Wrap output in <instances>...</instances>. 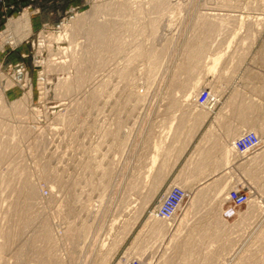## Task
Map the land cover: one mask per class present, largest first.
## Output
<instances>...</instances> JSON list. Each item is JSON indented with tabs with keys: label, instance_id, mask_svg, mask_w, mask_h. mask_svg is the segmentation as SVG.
<instances>
[{
	"label": "rangeland",
	"instance_id": "obj_1",
	"mask_svg": "<svg viewBox=\"0 0 264 264\" xmlns=\"http://www.w3.org/2000/svg\"><path fill=\"white\" fill-rule=\"evenodd\" d=\"M104 1L0 0V264H264V72L236 84L230 66L264 30V0ZM250 131L261 145L241 154ZM174 186L187 196L163 219Z\"/></svg>",
	"mask_w": 264,
	"mask_h": 264
},
{
	"label": "bare ground",
	"instance_id": "obj_2",
	"mask_svg": "<svg viewBox=\"0 0 264 264\" xmlns=\"http://www.w3.org/2000/svg\"><path fill=\"white\" fill-rule=\"evenodd\" d=\"M106 1V2H105ZM104 2H105V4H103L104 6V8L105 9H111V8H113V7H118L119 8V10H121L122 8H125V6L124 5H122V4H120V3H118V2H115L114 0H105ZM158 1L159 0H156V2L158 3ZM229 1H232V0H229ZM140 6V5H139ZM140 9H143V8H140L139 7V9L136 11L137 13H139V12H143V10H140ZM123 10V9H122ZM145 11V10H144ZM156 12H159V8H157L156 9ZM22 17H25V16H22ZM210 18V17H209ZM220 18V17H219ZM22 19V18H21ZM104 19V18H103ZM156 19V18H155ZM160 19V18H159ZM159 19H156V20H153V23L154 22H156V23H154L155 25H154V28L156 29V30H158V25H157V23H158V21H159ZM101 20L102 19H100V21H98L97 22V35L96 36H98V37H102L104 34H103V32L102 31H104V28H105V24L103 23V22H101ZM210 20V19H209ZM214 20V19H213ZM216 20H217V18H216ZM215 20V21H216ZM23 21V20H22ZM104 22H105V20H104ZM23 23H18L17 24V27H20L21 25H22ZM205 26L206 27H208V28H214V26H216L215 25V22H213V21H207V22H205ZM97 38V37H96ZM204 45H206V43L204 42V41H202V43H200L199 42V44H198V48L197 49H194L193 51H192V57H191V59L192 60H194L195 62H197V63H201L202 62V60H203V54L205 53V50H203V46ZM200 66V65H199ZM16 108V111H18V108H21L20 106H16L15 107ZM3 125H4V123H3ZM8 129H9V127H8ZM4 131V130H3ZM20 132V131H19ZM4 134V133H3ZM10 134H11V137L13 138V140L15 139V136H16V132L14 131V128H10ZM11 138V139H12ZM3 144V143H2ZM15 145V144H14ZM8 148V147H7ZM232 150H233V148L231 147V146H229V147H227L226 148V150H225V156H226V159L229 157V154L232 152ZM1 154H3V153H0V158H2V155ZM156 160V159H155ZM11 174H13V172H11ZM159 174V173H158ZM160 174H162L161 172H160ZM13 178L8 174H6V176L4 177H2V176H0V181L3 183L4 182V184H7L8 186H9V184L11 185V183H12V180ZM27 182H29V185H28V197L30 198V202H33V201H31V200H35L36 199V193H35V186H33L32 184H31V181L30 180H27ZM216 182V181H215ZM226 182H227V180H226ZM224 183V181H223V179H222V177H220L218 180H217V182H216V187H217V189H216V191H217V193H219L221 190H223L224 188H225V186L227 185V183ZM207 185V184H206ZM204 186V188H202V189H200V190H198L199 188H197V191H196V193H195V195L194 196H192V200L189 202L190 203V205L188 206L187 205V207L183 210V212H182V214H181V216L180 217H176V223H177V231H175V236L174 237H176V236H178V232L181 230V229H183L182 228V226H184L185 225V221L189 218V216H191V213H192V211L193 210H195V209H198V208H200V205L202 204V200H204L203 198H205V196H206V194L208 193V191H209V187L208 186ZM7 186V187H8ZM6 187V188H7ZM194 192V191H193ZM189 197V196H188ZM187 202V201H186ZM204 203V202H203ZM184 207V206H183ZM201 207H203V205L201 206ZM181 208V207H180ZM201 210H202V208L199 210L200 212V214H201ZM203 210H204V207H203ZM182 211V210H181ZM195 215H197V214H195ZM199 215V214H198ZM193 216V215H192ZM175 218V217H174ZM192 218H194V216L192 217ZM164 219V218H163ZM163 219L161 220L162 221V224H163V222H165V220L163 221ZM190 219H191V217H190ZM159 220V219H158ZM190 221V220H189ZM188 222V221H187ZM183 223H184V225H183ZM189 223V222H188ZM174 224V223H173ZM149 225H150V223H149ZM148 225V226H149ZM157 225H158V223L156 224V225H154V227L156 226V228H154L153 227V230H152V234L154 233V234H157L158 233V229H159V227H157ZM164 225V224H163ZM152 226L153 225H151V227H149V228H152ZM185 226H187V225H185ZM160 228H161V226H160ZM176 229V228H175ZM150 230V229H149ZM184 231V230H183ZM185 232V231H184ZM220 232V231H219ZM183 233V232H182ZM173 234V235H174ZM181 235V234H180ZM180 235H179V237H180ZM153 236V235H152ZM217 237V239L218 238H220V233H217V234H215V238ZM262 237V236H261ZM176 238H178V237H176ZM258 238V237H257ZM198 239V238H197ZM260 239V238H259ZM198 241V240H197ZM259 241V240H258ZM234 242V241H233ZM176 243V242H175ZM149 244V243H148ZM193 244V243H192ZM195 244V243H194ZM211 244V243H210ZM146 246V245H145ZM230 246V245H229ZM146 247H149V245H147ZM151 247V246H150ZM193 247V246H192ZM168 248V247H167ZM174 248V247H173ZM173 248H172V250H173ZM189 248V247H188ZM194 248H196V245L192 248V249H194ZM226 248V247H225ZM228 248V247H227ZM146 249V248H145ZM190 249H191V247H190ZM190 249H188V250H190ZM216 250V249H215ZM192 251V250H191ZM191 251H188L187 253H190V254H193ZM195 251V250H194ZM138 253V252H137ZM144 253V252H143ZM186 253V252H185ZM196 253V252H195ZM218 253V252H217ZM213 254V253H212ZM188 255V254H187ZM186 255V257H188ZM191 256V255H190ZM215 256V255H214ZM212 257V256H211ZM185 258V257H184ZM209 258V257H208ZM127 260V259H126ZM188 260L190 261V259L188 258ZM236 260V259H235ZM189 261L187 262L188 264H190L189 263ZM128 262V261H127ZM182 262V261H181ZM191 262V261H190ZM124 263V262H123ZM130 263V262H129ZM151 263V262H150ZM187 263H185V264H187ZM245 263V262H244ZM149 264V263H148ZM241 264V263H240Z\"/></svg>",
	"mask_w": 264,
	"mask_h": 264
},
{
	"label": "built area",
	"instance_id": "obj_3",
	"mask_svg": "<svg viewBox=\"0 0 264 264\" xmlns=\"http://www.w3.org/2000/svg\"><path fill=\"white\" fill-rule=\"evenodd\" d=\"M213 99L210 89L204 90L199 94L198 102L201 105L208 104ZM261 145L258 135L254 131H250L244 134L242 137L236 140L235 148L241 154L253 152ZM187 196L186 191L180 186H174L170 193L165 198L163 204L158 210V215L163 218H172L181 205L183 204ZM249 200V195L242 192L235 193L234 203L236 205H243ZM131 264H143L140 260H134Z\"/></svg>",
	"mask_w": 264,
	"mask_h": 264
},
{
	"label": "crops",
	"instance_id": "obj_4",
	"mask_svg": "<svg viewBox=\"0 0 264 264\" xmlns=\"http://www.w3.org/2000/svg\"><path fill=\"white\" fill-rule=\"evenodd\" d=\"M255 17V18H254ZM258 15L253 16L251 19L252 21H257ZM238 32V37L243 38V37H250L247 29L242 32V30L237 31ZM255 41L253 43L250 42V40L246 41L244 45L239 41L236 43V46L234 47L237 52H245L246 53V58L242 59L241 62L238 63V60L236 64L232 63L230 64L232 71H237L236 72V77L233 78L235 80L236 84H241L240 79L244 78V76H249V73H246L248 70H257L258 72H264V30H259L258 32L255 33ZM239 45V46H238ZM236 51H232L233 53ZM227 63L222 64V66H226ZM242 71V72H241ZM247 74V75H246ZM234 76V75H233ZM254 82H247V84H252ZM255 84V83H254ZM251 92L252 91H248ZM236 94V93H235ZM238 94V93H237ZM256 94L257 93H252ZM247 100H259L257 98H247ZM264 100V99H262Z\"/></svg>",
	"mask_w": 264,
	"mask_h": 264
}]
</instances>
